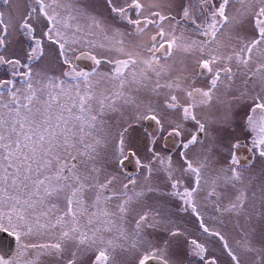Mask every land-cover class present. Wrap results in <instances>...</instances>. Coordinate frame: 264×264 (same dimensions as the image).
I'll return each instance as SVG.
<instances>
[{
  "label": "snow or ice",
  "instance_id": "6c2138e0",
  "mask_svg": "<svg viewBox=\"0 0 264 264\" xmlns=\"http://www.w3.org/2000/svg\"><path fill=\"white\" fill-rule=\"evenodd\" d=\"M0 69V264H264V0H0Z\"/></svg>",
  "mask_w": 264,
  "mask_h": 264
},
{
  "label": "rangeland",
  "instance_id": "374dc122",
  "mask_svg": "<svg viewBox=\"0 0 264 264\" xmlns=\"http://www.w3.org/2000/svg\"><path fill=\"white\" fill-rule=\"evenodd\" d=\"M141 2L144 6L145 13H148L150 9L161 7L163 0H141ZM91 3L98 5L99 0H91ZM154 31L155 29H149L139 35L136 32H133L132 35L127 38L130 43H125L124 45H115L113 51V56L116 58L117 62H119V60L123 58H134L137 65L138 73H142L145 79H147V73L143 72V66L149 60V53L147 49L151 44V38ZM164 31L166 34L167 28H165ZM13 40L19 42V47L23 49H26L29 45V42L19 35L14 36ZM133 45H135V47ZM197 57L198 53L195 50H193L191 54H189L184 50L183 46H181L176 50L174 57L163 64V67L166 72L179 77L180 83L183 84L185 77H191V75L194 74ZM74 64L76 65L75 61ZM77 70L82 69L77 66ZM2 71L3 69H0V72ZM137 78H140L139 75L137 76ZM111 85L112 81H105L101 83V85L99 86V90L107 91L111 87ZM184 86L188 87L187 84H185ZM181 98L183 99V96ZM207 115L211 117L214 115V113L210 111ZM241 134L242 133L240 132V130L237 129V135ZM127 161L129 163V167L131 168L133 166L132 161H130L129 159ZM134 161L136 163V156H134ZM136 167V172L130 173L132 171H125L128 175L138 174L140 169L138 168L137 163Z\"/></svg>",
  "mask_w": 264,
  "mask_h": 264
},
{
  "label": "water",
  "instance_id": "95a60500",
  "mask_svg": "<svg viewBox=\"0 0 264 264\" xmlns=\"http://www.w3.org/2000/svg\"><path fill=\"white\" fill-rule=\"evenodd\" d=\"M152 39V38H151ZM76 65L78 67L83 66V65H88V68H81L83 70H87L89 71V69L91 68L92 64L91 61L89 60H79V61H75ZM124 168L129 169V165H128V161H125L123 163ZM15 246V239L12 236H9L8 233H0V254L5 255L6 253H8L13 247Z\"/></svg>",
  "mask_w": 264,
  "mask_h": 264
},
{
  "label": "flooded vegetation",
  "instance_id": "af4514ba",
  "mask_svg": "<svg viewBox=\"0 0 264 264\" xmlns=\"http://www.w3.org/2000/svg\"><path fill=\"white\" fill-rule=\"evenodd\" d=\"M127 159H129V160H131V161H133L134 163H133V166L130 168V170H129V172L130 171H132V172H130V173H133V172H136L137 171V167H136V163H135V161H134V156H131V158H127ZM126 160V159H125ZM15 250H16V243H15V246L8 252V253H6L5 255H2V254H0V255H2V256H6V258H10V255L11 254H14L15 253Z\"/></svg>",
  "mask_w": 264,
  "mask_h": 264
},
{
  "label": "bare ground",
  "instance_id": "6f19581e",
  "mask_svg": "<svg viewBox=\"0 0 264 264\" xmlns=\"http://www.w3.org/2000/svg\"><path fill=\"white\" fill-rule=\"evenodd\" d=\"M127 160H128V159L124 160L123 163H124L125 161H127ZM130 161H131V160H130ZM132 163H134V162L132 161ZM128 165H129V163H128ZM124 170L129 171L127 168H126V169L124 168Z\"/></svg>",
  "mask_w": 264,
  "mask_h": 264
}]
</instances>
